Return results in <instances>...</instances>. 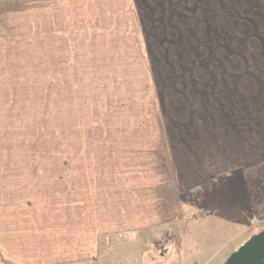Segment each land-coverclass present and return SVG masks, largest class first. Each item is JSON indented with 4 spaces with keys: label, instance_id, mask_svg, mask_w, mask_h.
Returning <instances> with one entry per match:
<instances>
[{
    "label": "rangeland",
    "instance_id": "obj_1",
    "mask_svg": "<svg viewBox=\"0 0 264 264\" xmlns=\"http://www.w3.org/2000/svg\"><path fill=\"white\" fill-rule=\"evenodd\" d=\"M218 4L237 5L232 46L221 49L233 54L236 76L253 73L254 99L260 100L264 0H0V187L11 190L24 179L35 189L40 182L73 201V176L79 175L73 168H80L92 172L95 209H101L103 191L115 196L117 178L133 176L104 174V168L132 167L134 134L150 149L166 131L162 87L173 84L166 73L225 68L199 23V10L210 14ZM103 177L113 181L108 185ZM115 207H108L111 213ZM68 213L63 209L52 220ZM213 222L216 229L203 227L201 238L185 239L181 253L170 241L182 226L114 236L95 264H225L240 241L233 239L237 229ZM192 224L190 231L199 227ZM262 231L264 224L255 233ZM196 244L200 252L189 255Z\"/></svg>",
    "mask_w": 264,
    "mask_h": 264
},
{
    "label": "crops",
    "instance_id": "obj_2",
    "mask_svg": "<svg viewBox=\"0 0 264 264\" xmlns=\"http://www.w3.org/2000/svg\"><path fill=\"white\" fill-rule=\"evenodd\" d=\"M223 8L219 5L210 14L199 10L203 12L199 23L214 47V60L222 65L224 61L225 68L166 73L165 78L173 83L162 87L168 95L166 131L159 143H150L155 146L150 149L134 134L132 167L104 168V174L133 176L117 178L115 196L110 197V189L103 191L101 209H95L94 177L87 175L92 172L80 168H73V174H79L73 176V201L68 196L64 200L63 191L47 189L40 182L35 189L24 179L13 182L11 190L0 187L2 264H95L114 236L176 226L182 227L175 229L171 238L176 240L170 242L181 253L185 239H193L196 233L201 238L203 227L216 229L215 220L223 229H237L233 239L240 241L232 253L257 234L255 230L264 224V98L255 101L253 73L241 71L236 76L231 68L233 54L221 49L232 46L229 31H233L238 10ZM223 11L227 28L221 20ZM170 174L174 179L176 175L178 187L172 176L167 177ZM111 180L102 178L108 185ZM177 189L180 193H175ZM195 190L196 196L191 194ZM110 205L116 206L113 213ZM63 209L69 210L68 217L52 220ZM62 219L70 229L62 227ZM192 223L199 225L194 231L189 229ZM197 245L189 255L200 252Z\"/></svg>",
    "mask_w": 264,
    "mask_h": 264
},
{
    "label": "water",
    "instance_id": "obj_3",
    "mask_svg": "<svg viewBox=\"0 0 264 264\" xmlns=\"http://www.w3.org/2000/svg\"><path fill=\"white\" fill-rule=\"evenodd\" d=\"M225 264H264V231L248 240Z\"/></svg>",
    "mask_w": 264,
    "mask_h": 264
}]
</instances>
